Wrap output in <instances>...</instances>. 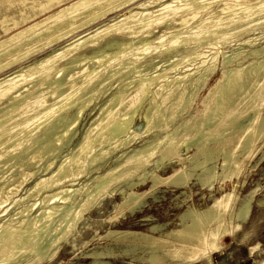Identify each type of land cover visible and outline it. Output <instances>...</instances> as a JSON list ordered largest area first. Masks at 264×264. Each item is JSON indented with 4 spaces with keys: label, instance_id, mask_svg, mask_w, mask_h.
<instances>
[{
    "label": "bare ground",
    "instance_id": "1",
    "mask_svg": "<svg viewBox=\"0 0 264 264\" xmlns=\"http://www.w3.org/2000/svg\"><path fill=\"white\" fill-rule=\"evenodd\" d=\"M260 25L264 0H0V264H49L90 226L85 212L104 195L120 191L116 210L134 215L159 183L212 191L237 178L248 160L263 163L264 46H254L264 38L255 33ZM236 43L253 47L248 57ZM129 69L137 79L107 94ZM206 88L197 118L193 104ZM102 97L67 150L84 112ZM141 108L144 126L135 131ZM154 157L170 166L167 175L150 167ZM257 190L211 194L209 204L169 228L105 236L149 249L147 264L209 263L225 236L241 230ZM91 254L94 264L115 256L112 248ZM253 264H264V256Z\"/></svg>",
    "mask_w": 264,
    "mask_h": 264
},
{
    "label": "rangeland",
    "instance_id": "2",
    "mask_svg": "<svg viewBox=\"0 0 264 264\" xmlns=\"http://www.w3.org/2000/svg\"><path fill=\"white\" fill-rule=\"evenodd\" d=\"M257 28L258 29L255 33L259 34V31H264L263 25H260ZM237 44L238 43H236V45L232 47H239L240 50H244L245 52L243 55L248 57L249 54L247 51L253 47L249 44ZM254 46L258 49L264 46V38L256 41ZM59 47H61V45L54 46L53 49H58ZM228 51H231V48H228ZM38 58L40 57L38 56ZM31 60H33V58L29 59V61ZM121 75L122 77H119L120 75H117L116 77H114V79L111 80L110 83L113 86L110 87L107 94L116 91V88L121 85V82L123 80L126 82L133 77L137 79L131 69L123 71ZM218 76L219 73L212 78L209 85H212L216 81ZM207 90L208 88L200 91L197 94L198 96H196V102L193 104V112L191 113L195 114L197 118L200 117L201 112L204 110L202 100L208 95L209 90ZM101 99H103V97L98 98L94 102H92L88 107V110L84 112L81 118V122L79 123V125H77L75 138L72 140V143H70V146L67 150H70L71 147L76 143L78 139V133H81L83 131V128L87 125V123L90 121V118L93 116V113L97 111L98 106L101 103ZM143 126L144 119L142 118L141 108L137 112L133 128L135 131H141ZM152 134L153 133H149L148 135L137 137L130 146L132 147L135 145H140L145 141L147 137H153L154 134ZM131 147L126 149V151L130 150ZM120 153L118 152V154ZM60 157L61 155L57 157V163L59 162ZM156 159L157 157H154L151 163L152 165L150 167H153L160 176L167 175L171 169L170 166L162 168V164L160 165V161ZM256 159L257 158L255 157L248 160L242 170V173L237 178H232L230 181L225 180L223 187H217L218 185L214 186L215 189L213 187L212 191L203 189L201 190L198 187L194 186L192 187V189H180L176 191L165 190L163 183H159L154 187L152 194L146 198L141 209L138 210V212H136L134 215H131L126 210L122 215L117 211L118 208H115V205L120 202V191H117L114 197H110V195H104L100 203L94 204L88 211L85 212L87 213L85 215V218L89 221L90 226L88 228L82 229L79 234H76V238H74L77 242L76 249L72 248V240L74 239L70 238V242H66L62 246L63 248H61V250L58 251L56 255H54L52 262H50L49 264H94L96 256H93L91 253L105 251L107 248H112L115 252V256L111 259H104V261H106V264H147L145 261H143V259H145L150 254L149 249H146L145 247H142L140 245L133 247L131 245V242L129 243L127 239H121L111 236L106 237V232H108L109 230L121 231L126 229L136 231H151L153 225L161 223L164 224V228H169L171 226L177 225L188 210L202 209L207 204H209L212 200V198L210 197L211 194L214 196H218L219 193L223 190L231 189L238 196L243 197L251 189L257 188L258 190L253 194L250 215L246 222L242 224L241 230L232 236H225V241H223L224 243L222 249H220L219 252L214 253L209 263L204 260L197 261L195 263H188L253 264L256 259L264 256V204H260L259 202L261 198H264V162L261 164H257L255 167H252L251 165H254ZM112 163L113 161L111 159H108L102 169L91 172L90 177L89 175L85 176L86 178L89 177L88 182L91 181L92 183H90L93 184V182L96 180V177L100 176L101 173H103ZM156 164L159 165L157 166ZM132 179L137 180V177L134 176ZM150 184L151 183H146L145 185H143V189H149L151 186ZM123 188L124 186H122V190H124ZM113 209H117L116 213L118 212V214H116L115 210ZM113 216L115 217L114 219ZM145 217H148L149 219H145ZM108 218L111 220L109 221ZM239 237H242L240 241H238ZM252 246L256 247H254L251 254H249V248ZM156 254L160 256L157 251ZM162 259L165 262L168 261L167 258L162 257Z\"/></svg>",
    "mask_w": 264,
    "mask_h": 264
}]
</instances>
